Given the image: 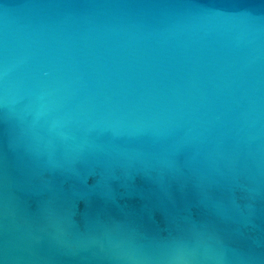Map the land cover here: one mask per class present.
Listing matches in <instances>:
<instances>
[{"label":"water","instance_id":"95a60500","mask_svg":"<svg viewBox=\"0 0 264 264\" xmlns=\"http://www.w3.org/2000/svg\"><path fill=\"white\" fill-rule=\"evenodd\" d=\"M0 264H264V0H0Z\"/></svg>","mask_w":264,"mask_h":264}]
</instances>
